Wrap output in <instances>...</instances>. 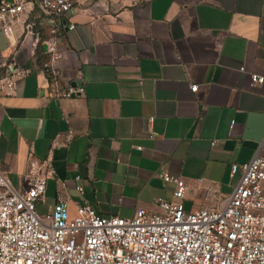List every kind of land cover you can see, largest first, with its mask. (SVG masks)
<instances>
[{
	"label": "crops",
	"instance_id": "crops-1",
	"mask_svg": "<svg viewBox=\"0 0 264 264\" xmlns=\"http://www.w3.org/2000/svg\"><path fill=\"white\" fill-rule=\"evenodd\" d=\"M25 1L15 43L0 31V57L31 70L0 99V159L25 189L32 162L51 154L56 174L37 211H50L63 182L72 215L85 202L104 216L159 212L176 189L161 173L187 183V210L222 204L241 176L232 165L264 137V83L251 79L264 75V0H76L64 17ZM53 31L64 82L82 96H53L43 69Z\"/></svg>",
	"mask_w": 264,
	"mask_h": 264
},
{
	"label": "built area",
	"instance_id": "built-area-1",
	"mask_svg": "<svg viewBox=\"0 0 264 264\" xmlns=\"http://www.w3.org/2000/svg\"><path fill=\"white\" fill-rule=\"evenodd\" d=\"M54 17L68 15L76 0H34ZM25 0H0V31L14 44L12 19L25 10ZM31 24L27 27L31 28ZM76 28L74 23L69 29ZM43 69L53 96H82L84 88L64 82L55 31L44 40ZM244 71L245 68L241 67ZM0 99L17 93L18 81L31 73L11 58L0 57ZM253 84L264 75L252 73ZM197 91L198 85H192ZM74 132L58 133L51 151L66 146ZM264 137L247 162L234 163L232 174L240 179L224 202L215 207L187 210V183L161 173L176 185L174 198L158 199L159 212L138 208L132 217L104 216L85 202L70 212V197L61 183L50 211H37L45 200L48 179L55 176L51 154L32 162L27 187L18 190L0 159V264H264ZM76 180L81 176L77 175ZM80 192L84 187L76 186Z\"/></svg>",
	"mask_w": 264,
	"mask_h": 264
},
{
	"label": "rangeland",
	"instance_id": "rangeland-1",
	"mask_svg": "<svg viewBox=\"0 0 264 264\" xmlns=\"http://www.w3.org/2000/svg\"><path fill=\"white\" fill-rule=\"evenodd\" d=\"M17 189H18V190H21V189H23V187H22V188H19V187H18ZM45 197H46V195H45Z\"/></svg>",
	"mask_w": 264,
	"mask_h": 264
},
{
	"label": "trees",
	"instance_id": "trees-1",
	"mask_svg": "<svg viewBox=\"0 0 264 264\" xmlns=\"http://www.w3.org/2000/svg\"><path fill=\"white\" fill-rule=\"evenodd\" d=\"M60 33V32H59ZM0 75H1V73H0Z\"/></svg>",
	"mask_w": 264,
	"mask_h": 264
}]
</instances>
